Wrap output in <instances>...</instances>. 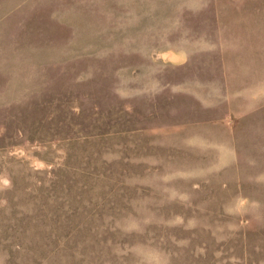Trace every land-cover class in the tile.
<instances>
[{"label": "rangeland", "instance_id": "374dc122", "mask_svg": "<svg viewBox=\"0 0 264 264\" xmlns=\"http://www.w3.org/2000/svg\"><path fill=\"white\" fill-rule=\"evenodd\" d=\"M0 264H264V0H0Z\"/></svg>", "mask_w": 264, "mask_h": 264}]
</instances>
